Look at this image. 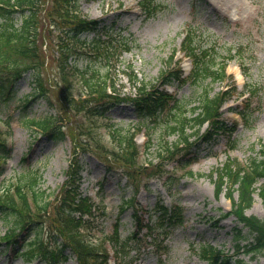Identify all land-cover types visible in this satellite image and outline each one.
I'll return each mask as SVG.
<instances>
[{
    "label": "trees",
    "instance_id": "trees-1",
    "mask_svg": "<svg viewBox=\"0 0 264 264\" xmlns=\"http://www.w3.org/2000/svg\"><path fill=\"white\" fill-rule=\"evenodd\" d=\"M79 1L0 0V109L11 102L17 82L30 72L33 90L19 105L24 111L39 95L55 111L24 120L34 132L47 139L68 138L71 144L66 179L58 192L43 189L42 172L30 167L6 178L7 183L0 186V220L7 226L0 235V245L13 258L22 257L26 261L39 259L44 264H61L74 254L78 264H110L111 257L117 263L132 250L139 253L148 244L146 238L154 233L150 243L159 250V236L183 222L182 207L158 204L155 207L160 212L157 219L143 223L139 205L131 199L123 202L121 210L132 205L136 226L146 227L147 232L139 236L136 230L122 239L118 218L112 235L100 233L99 220L106 215V210L102 201L84 195L80 189L84 167L82 153L94 154L104 160L108 168L120 165L127 179L138 189L141 175L149 179L162 174L171 161L175 168L183 161L191 166L197 158L195 147L212 141L221 132L233 131L222 112V106L238 92L233 81L230 91L224 89L209 95L208 90H203L198 97L187 100L178 99L165 90V86L174 81L229 78L226 59L217 61L221 53L216 42L204 45L201 34L196 37V27L188 24L179 50L192 59L189 75L182 76L181 61L175 63L173 53L169 62L174 65L161 73L158 84L149 86L143 82L133 97L121 96L111 73H115L123 53L132 49L133 35L125 32L126 28L118 25V20L107 22L103 18L82 16ZM148 10L150 16L153 8ZM132 79H138L136 73ZM248 92L244 110L240 111L246 122L252 112L251 97L257 90L248 89ZM123 100L131 101L139 117L132 129L114 123L109 115ZM195 100L198 103L187 115V105ZM150 124H154V128L164 124V130L157 135L151 133ZM205 124L208 127L201 133ZM102 130L112 143L110 149L103 141L105 132ZM139 131L147 134L145 153L148 156L142 164H138L141 151L136 136ZM11 135L10 115L0 117V176L4 175L12 153ZM166 135H177V141L169 144L163 140ZM155 137L160 140V148L156 155H149ZM177 151L182 153L175 158ZM25 159L23 156L22 162ZM231 163L234 164L230 166ZM231 163L222 167V174L215 182L218 194L227 186L230 193L239 191V201L233 202L231 212L248 231L246 235L243 228L236 229L233 238L247 253H263L264 218L247 216L244 211L253 204L255 184L264 179V158ZM188 173L193 174L191 170ZM260 190L264 203V186ZM161 227L163 230L158 232ZM197 254L210 264H234L232 255L212 244L200 245Z\"/></svg>",
    "mask_w": 264,
    "mask_h": 264
},
{
    "label": "rangeland",
    "instance_id": "rangeland-1",
    "mask_svg": "<svg viewBox=\"0 0 264 264\" xmlns=\"http://www.w3.org/2000/svg\"><path fill=\"white\" fill-rule=\"evenodd\" d=\"M79 4L82 16L103 18L107 22L118 20V25L125 27V32L133 35L132 49L123 53L115 67V73H111L121 96L133 97L137 87L143 82L149 86L158 84L161 73L174 65V62H169L173 53V61H181L185 74L189 73L190 59L178 51L183 31L188 24L196 27V37L199 38L201 34L204 45L216 42L218 52L221 53L217 61L226 59V71L233 77L217 81L211 77L186 83L174 81L166 85L165 90L175 94L178 99L187 100L198 97L203 90H208L209 95L224 89L230 91L231 83L235 80L240 92L222 106L224 119L229 127H234L232 133L221 132L211 142H201L195 147L197 159L191 166L183 161L172 168L174 163L171 161L168 164L170 170L162 175L149 179L141 175L138 178L141 181L138 189L127 179L120 165L108 168L107 163L94 154L80 155L84 165L80 189L84 195H90L94 199L99 197L105 206L106 215L99 220L100 233L112 235L115 224L119 223L118 218L122 239L136 230L139 236L147 232L146 227L136 226L132 205L121 210L124 201L132 199L138 203L143 223L157 219L160 213L154 207L159 202L183 208V222L168 228L169 232L165 236H159L162 241L159 250L155 248V244L150 243L154 233L152 238H146L150 244L142 247L139 253L132 250L118 264H210L197 254L202 244L223 248L232 255L234 264H264V252L247 253L245 248L236 245L233 238L236 229L243 228L246 235L248 231L238 216L231 212L233 202L239 201V191L233 190L230 193L227 186L218 194L215 182L226 163H247L252 158H264V0H80ZM149 7L153 8L150 16ZM133 73L138 76L136 81L132 79ZM32 80L30 72L25 73L17 82L16 93L11 102L0 109V117L10 115L12 124V153L4 175L0 176V186L23 169L32 168L42 172V188L56 193L66 179L71 144L68 138L60 141L47 139L27 125L24 118L55 111L39 95L23 111L19 105L20 100L33 90ZM247 88L256 89L257 92L251 97L252 112L245 122L237 109L242 110L244 106L248 96ZM197 103L198 100H195L187 105V115L191 114V107ZM109 115L119 126L132 129L133 125L138 124V114L129 100L117 103ZM150 126L152 128L148 129L156 135L164 130V124L155 128L154 124ZM206 127L207 124L202 127L201 133ZM187 131L192 132L191 129ZM146 136L144 131H139L136 136L141 151L138 164L144 163L148 156L145 153ZM177 137L166 135L163 140L171 144L177 141ZM103 141L109 149L112 147L107 132ZM159 148L160 140L155 137L149 148V155H156ZM181 153L182 151H177L174 157ZM23 156L26 159L22 162ZM157 160L154 159L155 163ZM190 161L191 159L188 162ZM232 164L234 163L230 166ZM189 170L193 174L188 173ZM263 184L264 179H259L255 184L254 201L251 207L245 209V215L264 218V203L260 196ZM6 227L0 220V235L4 234ZM162 228L157 231L161 232ZM108 245L110 248L112 243ZM0 264L44 263L39 259L29 262L22 257L13 258L0 245ZM62 264L78 263L74 255H71ZM111 264H115L114 258H111Z\"/></svg>",
    "mask_w": 264,
    "mask_h": 264
}]
</instances>
